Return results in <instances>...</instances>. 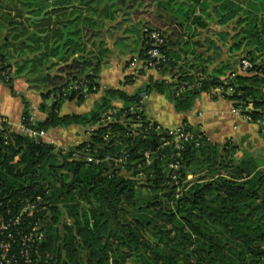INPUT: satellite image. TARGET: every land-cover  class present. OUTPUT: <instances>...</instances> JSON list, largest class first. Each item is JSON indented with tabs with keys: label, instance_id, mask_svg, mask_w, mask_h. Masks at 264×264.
Masks as SVG:
<instances>
[{
	"label": "trees",
	"instance_id": "1",
	"mask_svg": "<svg viewBox=\"0 0 264 264\" xmlns=\"http://www.w3.org/2000/svg\"><path fill=\"white\" fill-rule=\"evenodd\" d=\"M200 2L162 3L163 10L172 8L173 20L181 19L180 26L162 28L137 19L149 11L151 0H0V79L13 89L12 71L26 70L48 112L35 123L37 129L87 127L117 109L116 120L69 148L21 134L3 144L0 137V195L15 206L37 195L46 203L44 211L27 219L31 226L46 216L44 264H264V148L215 143L194 131L178 157L176 182L167 168L176 149L159 148L163 133L148 131L140 110L141 91L167 92L176 109L186 111L198 95L227 83L234 92L222 95L236 108L252 103V110L243 111L264 136V8L234 6L233 41L218 45L194 40L197 28L182 25L201 18L196 14ZM128 16L134 21L127 30L142 40L140 58L150 46L144 28L164 31L160 49L168 58L155 69L171 77L151 80L133 94L106 88L89 112L60 114L65 100L81 103L99 89L104 37ZM231 18L222 15V21ZM221 35L230 36V29ZM244 58L252 63L245 70ZM82 78L87 88L72 89ZM108 130L110 138L104 140ZM96 145H103L98 154L129 153L126 171H117L113 162L87 161L85 154ZM146 150L153 151L152 162L138 168Z\"/></svg>",
	"mask_w": 264,
	"mask_h": 264
},
{
	"label": "crops",
	"instance_id": "2",
	"mask_svg": "<svg viewBox=\"0 0 264 264\" xmlns=\"http://www.w3.org/2000/svg\"><path fill=\"white\" fill-rule=\"evenodd\" d=\"M178 1L184 3L187 0ZM169 2L170 0H151L149 11L139 16L138 21H149L151 25L162 28L180 26L181 19L173 20L172 8H167V11L162 9V3ZM186 6H189V2ZM234 6L241 7L244 11H259L264 8V0H201L196 8V14L201 15V18L195 21L191 19L187 22L182 21V25L191 29L197 28L193 36L196 41L213 42L218 45L223 42L231 43L234 36ZM223 13H228L233 18L229 22L222 21ZM130 16L125 19L122 26L111 29L104 37V51L96 77L99 89L89 94L81 103L76 100H65L60 106V114L89 112L100 101L106 88H120L133 94L151 80H168L171 77L170 73L164 74L155 68L144 69L140 73L134 72L138 66L132 65L131 58L139 54L142 40L138 33L127 30L134 21L130 19ZM119 29L121 31H118ZM228 29H230V36L224 38L221 31ZM221 54L223 57L227 55L225 51ZM23 98L27 101L29 112L36 122L47 118L48 112L41 108L43 102L41 92L31 88L27 79L14 80L13 89L0 79V112L6 115L15 127L23 116L25 108ZM46 103L50 105L51 99ZM114 104L119 107L122 101L115 100ZM236 109L234 100L214 90L198 95L193 106L186 111L176 109L167 92L152 90L148 92L144 101L146 116L164 128L184 125L190 127L189 130L192 132L199 131L215 143L224 144L235 141L246 147L257 148V143L264 142L260 126L248 120ZM45 131L43 140L61 148L80 144L88 137L86 126L76 123L52 127Z\"/></svg>",
	"mask_w": 264,
	"mask_h": 264
},
{
	"label": "built area",
	"instance_id": "3",
	"mask_svg": "<svg viewBox=\"0 0 264 264\" xmlns=\"http://www.w3.org/2000/svg\"><path fill=\"white\" fill-rule=\"evenodd\" d=\"M146 38L150 42V46L147 48L144 58H140L139 55H135L131 58L132 65L136 67L135 73H138L140 69L155 68L158 64L164 63L168 57L161 51V47L166 41V34L162 30L144 28ZM242 69H247L252 66L249 59H242ZM226 81H224L225 83ZM87 80L80 79L76 81L72 86V89L78 90L82 87H86ZM227 84V83H225ZM222 84L216 87L214 92L222 94L223 92L230 94L234 92L232 86L225 87ZM87 88V87H86ZM96 89V85L93 86ZM146 91H141L139 104L140 110L144 109V101L147 97ZM254 108L252 103H249L245 108H237L236 111L241 112L248 120L251 121V116L246 114L245 111H250ZM245 110V111H243ZM117 109L114 108L107 112L97 122L86 127L88 136H91L94 129L103 125H108L110 122L116 120L115 113ZM145 115V114H144ZM141 117L139 114L136 116ZM145 126L148 131H156L157 133H163L160 137L159 148L174 147L176 151L171 156L174 160L168 163V173L170 179L178 182L180 174V160L178 157L181 156V150L186 141H189L195 137L194 133L188 130L184 125L176 128H164L159 123L149 119ZM36 121L34 117L30 115L28 119L22 116L19 124L15 127L9 118L0 112V137L3 144H8L13 138L14 134L26 135L35 139H43L46 135L44 129H37L35 125ZM111 130L106 131L103 134V139L107 140L110 138ZM119 143H122L120 140ZM103 145H96L93 151L85 154V159L89 162L100 164L103 162L111 163L117 171H126V161L129 153L123 151L120 153H111L105 151L103 154H98V147ZM87 150H90L87 148ZM77 156V154H75ZM153 159V151H144L142 161L138 164V168L148 166L151 164ZM138 178H143V172L140 170L137 174ZM191 177V176H189ZM46 209V203H43V199L40 195L36 196V199L21 200L19 205L15 206L11 199H4L0 195V264H44L41 259V253L43 251L42 244L45 240V220L40 217L31 226L27 219L32 213L42 212Z\"/></svg>",
	"mask_w": 264,
	"mask_h": 264
},
{
	"label": "rangeland",
	"instance_id": "4",
	"mask_svg": "<svg viewBox=\"0 0 264 264\" xmlns=\"http://www.w3.org/2000/svg\"><path fill=\"white\" fill-rule=\"evenodd\" d=\"M118 31H121V29H119ZM65 52V51H64ZM64 52H63V54H64ZM135 56V55H134ZM224 58H226V57H224ZM216 62H220L219 61V59H216ZM152 69V68H151ZM228 69L226 68L224 71L225 72H223L225 75H227V71ZM12 75L14 76V78H15V80H18V79H23V80H25L28 76H27V73H26V70L24 71V72H21L20 74H18V75H16L15 74V72L14 71H12ZM96 82H97V80H96ZM257 145V148H259V149H261V148H264V142L263 143H257L256 144ZM263 153V152H262ZM264 154V153H263Z\"/></svg>",
	"mask_w": 264,
	"mask_h": 264
},
{
	"label": "water",
	"instance_id": "5",
	"mask_svg": "<svg viewBox=\"0 0 264 264\" xmlns=\"http://www.w3.org/2000/svg\"><path fill=\"white\" fill-rule=\"evenodd\" d=\"M66 39V38H65ZM64 43V41L62 42V44Z\"/></svg>",
	"mask_w": 264,
	"mask_h": 264
}]
</instances>
